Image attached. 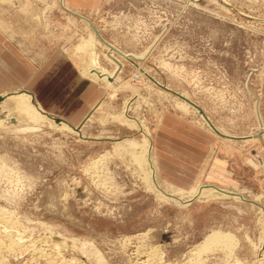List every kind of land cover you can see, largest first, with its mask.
Here are the masks:
<instances>
[{
	"label": "rangeland",
	"instance_id": "rangeland-1",
	"mask_svg": "<svg viewBox=\"0 0 264 264\" xmlns=\"http://www.w3.org/2000/svg\"><path fill=\"white\" fill-rule=\"evenodd\" d=\"M66 1L0 0V49L41 76L20 81L0 61V95L29 90L53 117L80 123L72 130L44 114L34 130L0 128V264H97L84 245L108 264H259L257 205L207 193L191 200L188 187L187 206L163 199L117 140L143 143L146 131L156 155L170 152L165 162L197 175L195 188L237 187L264 204V0ZM92 36L89 53L79 50ZM93 50L117 77L112 86L82 73ZM184 123L218 135L202 173L205 150L190 152ZM164 129L174 134L162 145ZM213 230L232 234V249L198 254Z\"/></svg>",
	"mask_w": 264,
	"mask_h": 264
},
{
	"label": "bare ground",
	"instance_id": "bare-ground-1",
	"mask_svg": "<svg viewBox=\"0 0 264 264\" xmlns=\"http://www.w3.org/2000/svg\"><path fill=\"white\" fill-rule=\"evenodd\" d=\"M190 1H196V0H190ZM61 3L65 8H69V6H71L69 3H67L66 0H61ZM87 25L88 26L90 25L88 21H87ZM89 27L92 30V32L95 34V36L97 37L99 44L105 45V47H108L112 51L117 52L123 58H126L128 61L130 62L132 61V63H135L134 60H132V58L130 57L131 55L130 56L125 55L119 50V48L118 49L115 48L113 44H111L109 41L108 42L110 43V45L105 44L96 34L95 30L91 27V25ZM94 40L96 39L93 36L90 37L89 39L84 40V42L81 45H79L78 49L88 54L89 53L88 51L90 49L89 47L90 45L94 44L95 42ZM89 56H90V63L88 64L89 66L85 71H82V73L84 75H88V76L90 75L100 80H103L107 82L108 85L112 86V84L117 81V77H113L112 75H110L107 69L100 66L99 55L94 50L91 52V55ZM156 82L158 84H161L162 86L164 85L160 83L158 80H156ZM2 95L3 94L0 95V128L2 129L20 131V132L34 130L36 129V127H34L35 123L40 122L44 118H46L45 115H47V117L49 116L53 118L54 120L56 119V117L46 114L45 108L39 102L36 101L35 97L32 96L33 94L31 95L28 92L21 90L20 92H17V93L8 95V96H5V95L2 96ZM184 99L190 103H187L185 100H180V102L183 105L187 107H191L192 105H195V102L192 99H190L189 96L185 97ZM180 107L184 108V110L186 109L184 106L180 105ZM197 111L199 112V110ZM202 117L206 118L208 122L210 123L212 122L211 118L207 114L206 116L203 115ZM125 118L128 124L134 127L137 126L136 124H134L133 121H131L129 117L125 116ZM59 119L61 120L60 121L61 123L59 124L62 127H67L73 130V127L70 126L68 122L64 121L61 118ZM214 127L212 126V128L214 130L216 129V131L218 132V129ZM143 132H144L143 143H139L129 137L123 140L118 139L117 141L120 144V146L127 147L130 153L133 155L135 162L141 165L144 170H147V172L146 171L145 172L148 173L149 175L145 180H147V183L151 188L158 190V192L161 194V197L163 199L172 200L183 206H187L191 200H194L196 198L199 199V197L207 193L211 197H227V198L239 199L244 202H251L253 205L255 206L257 205L259 207V210L263 214V217H264V204L260 202L261 196L259 195L258 197H256V199H252L250 197L249 191H241L237 187H234L231 189V188L223 187V186L219 187L213 184L201 185L200 187L198 186L196 188L194 186V188L190 190L191 200L186 201L184 197L181 196L183 192H187L186 190L175 187L169 182L161 180L158 169H157L155 156H154V150H153L154 146L153 144H151L150 139H149L150 134L146 131H143ZM218 133H220V131ZM250 138H253V136L250 135L248 139ZM120 146L118 147L120 148ZM124 149L126 150V148H123V151ZM161 182H162V185H160ZM164 184L165 186H163ZM169 186L176 188V190H174L173 192H170L168 190ZM262 224H263V233L261 234L259 245L256 246L259 248V251L257 253L259 256L257 259L259 264H264V218H263ZM205 237L206 238L204 239L202 244L200 243L201 245H200V248L198 249L199 250L198 254H200V252L204 250L211 249L215 245H220V246L222 245V246H226L232 249L233 243L236 242L232 234H230L229 232L222 231V230H213L210 234L208 233V235ZM82 251L90 257L93 256L97 264H108V261L103 255V253H101L97 248L84 245V247L82 248Z\"/></svg>",
	"mask_w": 264,
	"mask_h": 264
},
{
	"label": "crops",
	"instance_id": "crops-1",
	"mask_svg": "<svg viewBox=\"0 0 264 264\" xmlns=\"http://www.w3.org/2000/svg\"><path fill=\"white\" fill-rule=\"evenodd\" d=\"M67 3H69V1ZM1 55L3 56L2 58L0 56L1 63L5 64L6 66H9V67H12V68L16 69L17 72H18V79L20 81L24 82L25 80L28 79V77L31 74H32V77H34V78H38V77L41 78L40 75L37 76V72L36 73L34 71H33V73L27 72V69H26L25 65L22 62H20L19 60H16L15 58H13L11 56V53H10L8 48H7L6 51H2ZM27 75H28V77H27ZM89 81L95 83L92 80H89ZM22 90L28 92L31 95L33 94L32 96L35 97L36 101L39 102L45 108L46 114H48L50 116H54V115H52L49 112V109H48V107L46 105H44V102L42 100L36 98L37 96H36L35 93H33V92L29 91V90H25V89H22ZM57 118H60V117H57ZM61 119H63V118H61ZM63 120L68 122L70 125L72 124L71 126H74V127L78 126L77 124H80V123H77V124L73 123V121H70L67 118L66 119L64 118ZM83 120L84 119L81 120V123L83 122ZM185 125L187 127H190V130H189L190 133H192L193 135L195 134L197 138H194V136L192 135V136H189V143H188V140H185V138L182 141H184L185 144H189V146L190 145L191 146L194 145V146L198 147V149L205 150V152H203V156L198 155L199 157H201L200 158L201 159V161H200L201 163L199 164L200 165L199 167H200L201 173H202L203 166L209 160V158L211 157L212 150L214 148L215 143L217 142V137H216L217 134L214 131H213L214 133H209V132H206V131H199V130L196 131V129H195V133H194V132H192V131H194L193 128H192L193 126H190V125H187V124H185ZM173 134H174L173 132H168V131L166 132L165 129L163 131H161V134L159 135V137H160L159 139H160V141H162V145H163L164 139H167V137L170 138V136H172ZM193 139H194L195 142L193 141ZM153 146H154L153 150H154L155 160L157 159L156 160L157 169H158L160 177L161 178L164 177V178H162L163 181L169 182L173 186L181 188V189H184V190H186L185 187H188V188H190L189 190H192L194 188L195 184H198L199 181H198V178L196 177L197 175H195V177L193 175L191 176L189 174V171L186 168L184 169V166L179 165L177 163L165 162V160L163 159L165 157H166V159L167 158H169L170 160L173 159V156H172V154H170V152H168L169 153L168 155L159 154V156H158L155 153L154 141H153ZM164 149H165V151L166 150L168 151V149H166V148H164ZM183 149H185V148H183ZM189 150H191L190 152L192 153V150H195V149H193V146H192V149L189 148ZM162 151H163V148H162ZM184 151L185 150H183V152ZM160 155H162V158L159 159ZM190 156H192V155H190ZM169 159H167V160H169ZM167 168H169V169L166 170ZM190 184H193V185H191V187H190ZM211 224L213 225L215 223L212 222Z\"/></svg>",
	"mask_w": 264,
	"mask_h": 264
},
{
	"label": "water",
	"instance_id": "water-1",
	"mask_svg": "<svg viewBox=\"0 0 264 264\" xmlns=\"http://www.w3.org/2000/svg\"><path fill=\"white\" fill-rule=\"evenodd\" d=\"M72 14H74V15H76V16H78V17H80V18H82V19H84V20H86V21H88L89 22V24L91 25V27L95 30V32H96V34L99 36V38L105 43V44H108V45H110V43L103 37V35L100 33V31L98 30V28L96 27V25L92 22V20L91 19H89L88 17H86V16H83V15H81V14H79V13H75V12H73V11H71V10H69ZM195 106L197 107V105L195 104ZM199 111H201V113H202V115H205V113L202 111V109H200ZM206 116V115H205ZM56 121H59L60 119L59 118H56L55 119ZM212 124V123H211ZM212 126L214 127V125L212 124ZM215 128V127H214ZM216 130V129H215ZM219 132V131H218ZM260 135V134H259ZM232 138H237V137H233V136H231ZM54 239H56V240H59L60 238L58 237V236H54Z\"/></svg>",
	"mask_w": 264,
	"mask_h": 264
}]
</instances>
